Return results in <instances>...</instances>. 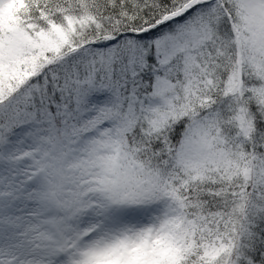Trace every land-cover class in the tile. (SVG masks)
Listing matches in <instances>:
<instances>
[{"label": "snow or ice", "instance_id": "6c2138e0", "mask_svg": "<svg viewBox=\"0 0 264 264\" xmlns=\"http://www.w3.org/2000/svg\"><path fill=\"white\" fill-rule=\"evenodd\" d=\"M0 264H264V0H0Z\"/></svg>", "mask_w": 264, "mask_h": 264}]
</instances>
